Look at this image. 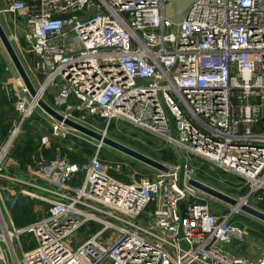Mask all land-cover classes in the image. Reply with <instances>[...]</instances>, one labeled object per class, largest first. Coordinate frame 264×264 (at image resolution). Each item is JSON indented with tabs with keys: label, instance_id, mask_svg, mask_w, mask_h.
<instances>
[{
	"label": "built area",
	"instance_id": "obj_1",
	"mask_svg": "<svg viewBox=\"0 0 264 264\" xmlns=\"http://www.w3.org/2000/svg\"><path fill=\"white\" fill-rule=\"evenodd\" d=\"M2 1L0 12L26 27L36 88L50 105L81 123L102 119L106 131L123 121L163 137L187 164L126 178L120 163L101 158L102 143L85 139L90 152L69 147L84 161L42 149L25 166L28 178L6 173L21 168L12 150L41 108L6 65L0 82L18 121L0 147V264H264V242L235 221L238 209L213 210L189 183L196 156L243 178L246 203L263 198L264 0H197L179 24L166 15L172 0ZM53 127L72 138V128ZM38 140L52 142L49 133ZM23 197L48 207L16 228L11 208ZM23 233L35 246L24 248Z\"/></svg>",
	"mask_w": 264,
	"mask_h": 264
},
{
	"label": "rangeland",
	"instance_id": "obj_2",
	"mask_svg": "<svg viewBox=\"0 0 264 264\" xmlns=\"http://www.w3.org/2000/svg\"><path fill=\"white\" fill-rule=\"evenodd\" d=\"M2 3L3 1L0 0V6L2 5ZM0 20L4 25V28L6 29L8 35L10 36L16 50L18 51L26 69L28 70V73L34 85L39 86L42 83V78L30 63V58L27 55L28 53H25L19 46L18 39H20L24 45L27 44V41L25 39L26 27L23 21L20 19L15 21V17L13 15L5 12H0ZM0 65V74H2L3 79L7 78L8 76V74L4 73V68L6 65H9L12 68L11 74L15 76L16 85H20L18 81L23 83L21 76L18 74L15 66L13 65L1 40ZM46 98L52 104H54L52 100V94H49V96ZM56 107L61 111L68 112L65 106ZM17 121V112L13 105V100L8 98L2 81L0 82V147L3 141L6 139L9 129L13 128L14 124ZM55 122L57 121L50 115H48L45 111H43L42 108H37L34 115L24 124V131H22V133L17 138L15 144V146H17V152L21 153V151L32 142V144H35V146L38 144V146L35 147L37 154H40L43 149V152L45 154L44 156L47 158H55L57 156H64L68 154L72 158H75L74 160L79 159L81 161H84L85 158L82 156V154H79L75 151H70L69 147L71 145L83 146L88 144L85 139L99 144L98 141L74 129L72 131L73 134L71 135L72 138L68 137L65 139L57 137V135L54 134L55 128L53 127ZM84 122V124H86L87 126L105 133L107 136L117 139L153 158H156L165 163L167 166H180V168L185 169L187 163L185 161L184 152L177 145L169 143L163 137H159L158 135H155L123 121H114L113 125L109 126L107 131L105 130L107 123L102 119L89 118ZM40 133H49L51 135L52 142L49 146L44 148L39 146L38 139L40 137ZM46 150L48 151L47 154L45 153ZM166 152L171 155L170 159L165 158ZM100 155L102 159L113 160L116 163H120V171H123V173L125 174L124 177L126 178L131 176V173L133 171L138 172V174L141 176H153L156 173L164 172L159 171L143 162H140L135 158L105 144H103L102 146ZM31 160L32 159L30 158L28 160V163H31ZM189 162L197 167L194 178L199 179L211 186H214L236 197L237 199H243L248 196L250 188L245 185V180L238 175L234 173L223 172L219 170L214 164L196 156H192V159ZM21 168H18V165H16V168L10 167V169H5V172L16 174L23 178H28V175L26 174L23 166ZM178 175H181V172H179ZM204 194L208 201L212 203L211 205L213 210H230L232 208L231 205L217 200L216 198L206 193ZM249 204L264 211V195L262 199H259V194L250 195ZM47 207V202L38 201L29 197H23L20 203H16L13 208H11V219L16 228H20L36 221L37 219H40L44 214H46ZM235 215V221L240 224L249 233L250 236H255L259 238L260 241L264 242V221L252 215H249L241 211L240 209H238V212ZM99 228L100 226L95 225L93 232ZM81 231H85V227ZM105 236L111 237L114 236V233L112 231H108ZM20 239L23 243L24 248L35 246V239L33 234L23 233L20 236ZM242 249L245 250L246 246H243ZM15 253L16 255H19L20 251L16 250ZM11 258L16 261L15 254L12 253Z\"/></svg>",
	"mask_w": 264,
	"mask_h": 264
},
{
	"label": "water",
	"instance_id": "obj_3",
	"mask_svg": "<svg viewBox=\"0 0 264 264\" xmlns=\"http://www.w3.org/2000/svg\"><path fill=\"white\" fill-rule=\"evenodd\" d=\"M197 0H172L166 5V15L167 17L172 20L173 22L179 24L183 20L188 8L190 5H192ZM178 32H180V27H178ZM0 40L5 47L13 65L15 66L18 74L22 77L24 81V85L28 89L29 93L32 97H38V104L40 107L45 111L48 115H50L53 119L63 123L64 125L77 130L92 139L105 144L107 146H110L122 153H125L136 160L143 162L159 171L167 172L169 171V166H167L162 161L153 158L117 139H114L110 136H107L105 133H102L96 129H93L89 126H87L84 123H81L79 121H76L56 108H54L52 105H50L43 97L40 96L38 89L34 85L28 70L26 69L18 51L16 50L10 36L8 35L6 29L4 28V25L2 24L0 20ZM177 148V147H176ZM189 183L197 188L198 190L216 198L217 200H220L224 203H227L231 205L233 208L240 209L241 211L252 215L262 221H264V211L244 202H241L240 199H237L236 197L214 187L211 186L199 179L192 178L189 180Z\"/></svg>",
	"mask_w": 264,
	"mask_h": 264
},
{
	"label": "trees",
	"instance_id": "obj_4",
	"mask_svg": "<svg viewBox=\"0 0 264 264\" xmlns=\"http://www.w3.org/2000/svg\"><path fill=\"white\" fill-rule=\"evenodd\" d=\"M112 125H113V123H112ZM36 146H38V144ZM36 146H35V144H32V142H31L30 145H28L25 149H23L21 151V153H18L17 152V146H15L13 148V150H12V156L15 157L16 159H18L20 161L21 166H25L28 163V160L31 158L32 153L34 151H36L35 150L36 149L35 148ZM82 148H84V151L90 152L95 147H93V145H90L88 143L86 145H83ZM45 153L47 154L48 151L46 150ZM170 156L171 155H169L168 152L165 153V158L166 159H170ZM73 159H75V158H73ZM76 160H78V159H76ZM105 160H107V159H105Z\"/></svg>",
	"mask_w": 264,
	"mask_h": 264
},
{
	"label": "crops",
	"instance_id": "obj_5",
	"mask_svg": "<svg viewBox=\"0 0 264 264\" xmlns=\"http://www.w3.org/2000/svg\"><path fill=\"white\" fill-rule=\"evenodd\" d=\"M2 7H4V3H2V5L0 6V8H2ZM19 46H20V48L25 52V53H28L27 55L29 56V58H30V63L33 65V55L31 54V53H29V52H26L25 50L27 49V44L26 45H24L22 42H21V40L19 39ZM0 68H1V65H0ZM13 157V156H12ZM13 159H15V160H17L18 161V163H19V165L21 166V163H20V161L18 160V159H16L15 157H13ZM28 164V163H27ZM26 164V165H27ZM25 165V166H26ZM25 166H23V168L25 169ZM22 167V166H21ZM16 168V167H15ZM22 169V168H21Z\"/></svg>",
	"mask_w": 264,
	"mask_h": 264
},
{
	"label": "bare ground",
	"instance_id": "obj_6",
	"mask_svg": "<svg viewBox=\"0 0 264 264\" xmlns=\"http://www.w3.org/2000/svg\"><path fill=\"white\" fill-rule=\"evenodd\" d=\"M22 78V77H21ZM18 81V80H17ZM22 81H23V79H22ZM19 82V84L20 85H24V81H23V83H21L20 81H18ZM241 200V202H244V199H240Z\"/></svg>",
	"mask_w": 264,
	"mask_h": 264
}]
</instances>
